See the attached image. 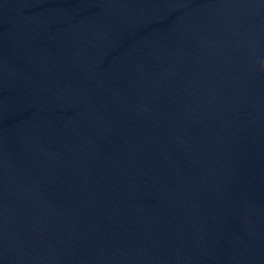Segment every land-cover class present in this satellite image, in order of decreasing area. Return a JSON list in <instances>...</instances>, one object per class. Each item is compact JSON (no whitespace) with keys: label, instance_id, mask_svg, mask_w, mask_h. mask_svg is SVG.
I'll use <instances>...</instances> for the list:
<instances>
[{"label":"water","instance_id":"obj_1","mask_svg":"<svg viewBox=\"0 0 264 264\" xmlns=\"http://www.w3.org/2000/svg\"><path fill=\"white\" fill-rule=\"evenodd\" d=\"M0 264H264V0H0Z\"/></svg>","mask_w":264,"mask_h":264}]
</instances>
